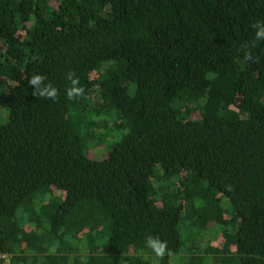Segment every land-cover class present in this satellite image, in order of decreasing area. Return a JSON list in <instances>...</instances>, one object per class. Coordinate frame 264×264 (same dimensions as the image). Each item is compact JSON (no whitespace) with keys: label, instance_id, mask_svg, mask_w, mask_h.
I'll return each mask as SVG.
<instances>
[{"label":"trees","instance_id":"1","mask_svg":"<svg viewBox=\"0 0 264 264\" xmlns=\"http://www.w3.org/2000/svg\"><path fill=\"white\" fill-rule=\"evenodd\" d=\"M256 21L264 0H0L6 264H156L149 235L159 264H264Z\"/></svg>","mask_w":264,"mask_h":264},{"label":"clouds","instance_id":"2","mask_svg":"<svg viewBox=\"0 0 264 264\" xmlns=\"http://www.w3.org/2000/svg\"><path fill=\"white\" fill-rule=\"evenodd\" d=\"M254 30L255 40L264 41V21H256L250 25ZM243 59L247 62L259 63V57L253 56V54L247 50L244 46ZM65 79L69 82L70 86L65 88V96L68 100L76 101L82 98L85 94L84 88L80 85V80L75 74L69 71L66 74ZM47 77L43 74H35L27 78V84L33 91L32 95L38 100L43 99L45 101L51 100L57 102L59 99V89H57L51 82H47ZM145 247L150 249L156 258V264H159L167 254H170L166 241L161 240L159 237L147 236L145 241Z\"/></svg>","mask_w":264,"mask_h":264},{"label":"rangeland","instance_id":"3","mask_svg":"<svg viewBox=\"0 0 264 264\" xmlns=\"http://www.w3.org/2000/svg\"><path fill=\"white\" fill-rule=\"evenodd\" d=\"M4 111L5 110L3 111L0 110V124H4L7 121V112L6 111L4 112ZM119 137H120V134L117 135L116 139H118ZM112 146H113V142H107V144H105V152L107 153L109 150H111Z\"/></svg>","mask_w":264,"mask_h":264},{"label":"built area","instance_id":"4","mask_svg":"<svg viewBox=\"0 0 264 264\" xmlns=\"http://www.w3.org/2000/svg\"><path fill=\"white\" fill-rule=\"evenodd\" d=\"M9 261V256L0 253V264H6Z\"/></svg>","mask_w":264,"mask_h":264}]
</instances>
